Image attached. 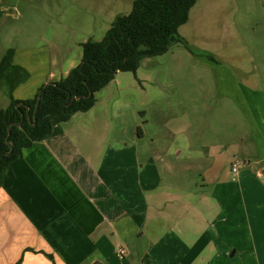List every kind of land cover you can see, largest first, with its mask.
<instances>
[{
	"label": "rangeland",
	"instance_id": "374dc122",
	"mask_svg": "<svg viewBox=\"0 0 264 264\" xmlns=\"http://www.w3.org/2000/svg\"><path fill=\"white\" fill-rule=\"evenodd\" d=\"M131 1L16 0L19 16L0 23V52L49 44L63 68L76 65L81 42L100 39ZM189 32L190 50L174 42L143 57L135 72L117 71L95 92L94 105L74 116L95 132L99 160L109 154L108 161L129 163L128 182L135 164L139 172L149 163L146 177L157 175L139 224L126 219L124 234L108 236L91 263L264 264V186L255 174L264 151L244 105L219 89L203 60L207 53L247 68L264 90V0H215Z\"/></svg>",
	"mask_w": 264,
	"mask_h": 264
},
{
	"label": "crops",
	"instance_id": "0c3cea01",
	"mask_svg": "<svg viewBox=\"0 0 264 264\" xmlns=\"http://www.w3.org/2000/svg\"><path fill=\"white\" fill-rule=\"evenodd\" d=\"M15 1L0 0V23L19 16ZM213 1L195 2L186 22L178 27L191 48L186 35L192 22ZM205 55L203 60L212 68L219 89L244 105L253 119V135L263 152L264 90L254 84L251 70L240 65L232 69ZM66 65L63 68L49 44L4 48L0 52V107L12 98H32L42 84L59 79L75 64ZM76 113L65 122H52L46 137L8 165L0 183V264H100L89 262L90 253L104 252L108 236L123 235L126 219L139 224L141 201L155 190L157 175L146 177L149 163L139 165V172L135 164V176H129L128 182V162L108 161L109 154L108 159L99 160L96 134L76 123ZM113 152L123 153L120 149ZM144 259L152 261L148 253Z\"/></svg>",
	"mask_w": 264,
	"mask_h": 264
},
{
	"label": "trees",
	"instance_id": "16d2710c",
	"mask_svg": "<svg viewBox=\"0 0 264 264\" xmlns=\"http://www.w3.org/2000/svg\"><path fill=\"white\" fill-rule=\"evenodd\" d=\"M196 0H132L98 40L81 42V59L57 80L42 84L32 98H12L0 107V183L23 150L46 137L52 122H65L95 103L117 71L135 72L143 57L164 53L176 42Z\"/></svg>",
	"mask_w": 264,
	"mask_h": 264
},
{
	"label": "water",
	"instance_id": "95a60500",
	"mask_svg": "<svg viewBox=\"0 0 264 264\" xmlns=\"http://www.w3.org/2000/svg\"><path fill=\"white\" fill-rule=\"evenodd\" d=\"M257 180L264 186V164L258 166L255 170ZM233 252L230 253L232 255Z\"/></svg>",
	"mask_w": 264,
	"mask_h": 264
},
{
	"label": "built area",
	"instance_id": "2783aa9c",
	"mask_svg": "<svg viewBox=\"0 0 264 264\" xmlns=\"http://www.w3.org/2000/svg\"><path fill=\"white\" fill-rule=\"evenodd\" d=\"M237 167H238V163L234 162V163L232 164V166H231V170H232L233 172H236ZM118 252H119V254L121 255V254L123 253V250H122V249H119Z\"/></svg>",
	"mask_w": 264,
	"mask_h": 264
}]
</instances>
